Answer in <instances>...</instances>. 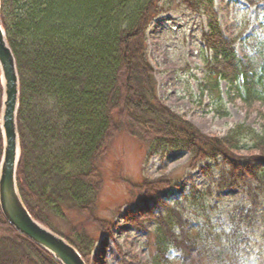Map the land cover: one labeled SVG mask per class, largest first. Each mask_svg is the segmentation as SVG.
Returning a JSON list of instances; mask_svg holds the SVG:
<instances>
[{
	"label": "trees",
	"instance_id": "obj_1",
	"mask_svg": "<svg viewBox=\"0 0 264 264\" xmlns=\"http://www.w3.org/2000/svg\"><path fill=\"white\" fill-rule=\"evenodd\" d=\"M179 8L205 20L199 103L207 97L225 114V82L228 101L239 100L257 128L244 120L220 136L205 134L158 97L147 29ZM0 25L18 78L16 186L33 219L69 242L86 264H100L91 258L100 235L93 229L104 234L114 226L97 214L100 163L123 132L145 148V160L186 152L187 167L208 177L173 203L155 199L177 187L166 174L128 183L124 203L137 208L138 216L128 213L146 234L142 264H243L249 226L264 238V39L240 57L238 38L223 33L214 0H0ZM2 94L0 81V115ZM233 189L246 203L220 210L223 192ZM256 221L263 222L258 229ZM0 264L61 263L0 211ZM117 264L134 263L120 258Z\"/></svg>",
	"mask_w": 264,
	"mask_h": 264
},
{
	"label": "rangeland",
	"instance_id": "obj_2",
	"mask_svg": "<svg viewBox=\"0 0 264 264\" xmlns=\"http://www.w3.org/2000/svg\"><path fill=\"white\" fill-rule=\"evenodd\" d=\"M214 11L223 33L238 38L236 51L240 57L244 58L261 45L259 41L264 39V2L249 4L246 0H214ZM204 25L202 16L184 8L162 13L150 22L147 29L148 59L154 69L158 97L173 111L184 114L205 134L220 136L233 124L244 120L257 128L256 118L253 115L246 118L247 112L239 100L228 101L225 82L220 83L225 114L219 115L218 107L212 108L207 97L199 103L198 88L204 76L202 57L205 53L200 35ZM145 152L135 138L121 132L110 141L100 163L103 185L97 214L114 223L104 234L93 229L94 234L100 235L91 258H97L100 264H117L120 258L142 264L148 256V248L144 244L145 230L136 226L128 213L130 208L138 216L137 208L124 203L128 183H135L143 176L154 178L166 174L177 182V187L160 190L155 199L173 203L181 193H187L192 186H201L208 180L198 168L191 170L187 167L186 152L151 156L147 160ZM223 195L220 210L224 208L225 211L229 205L242 201L246 203L239 189L225 191ZM148 203L151 205V201ZM257 213L262 214V207ZM262 225L263 222L256 221L255 228ZM143 227L148 228L149 222ZM241 250L243 264H264V238H258L250 226L249 243L243 244Z\"/></svg>",
	"mask_w": 264,
	"mask_h": 264
},
{
	"label": "water",
	"instance_id": "obj_3",
	"mask_svg": "<svg viewBox=\"0 0 264 264\" xmlns=\"http://www.w3.org/2000/svg\"><path fill=\"white\" fill-rule=\"evenodd\" d=\"M0 78L2 104L0 129V211L14 230L42 247L61 264H85L78 251L63 237L38 223L23 205L16 186L19 156L16 113L18 108V78L12 52L0 25Z\"/></svg>",
	"mask_w": 264,
	"mask_h": 264
}]
</instances>
